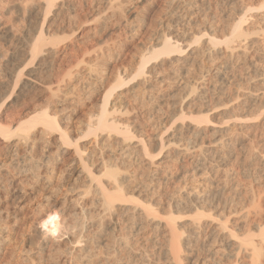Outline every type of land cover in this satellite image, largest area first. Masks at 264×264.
<instances>
[{
    "label": "bare ground",
    "instance_id": "1",
    "mask_svg": "<svg viewBox=\"0 0 264 264\" xmlns=\"http://www.w3.org/2000/svg\"><path fill=\"white\" fill-rule=\"evenodd\" d=\"M28 1L29 0H19V2L16 1L12 7L9 5V7H11L9 8V12L15 13L17 19L24 18L25 20V18H30L27 23H23L24 25L21 24L23 25L22 28L21 26L17 28L14 24H6L9 21L5 23L0 21V67H2L1 70L8 73L10 79V81H6L7 79L5 81H0V90L2 89V91H0V228L4 231L6 230V233L4 232L5 234L0 233V250L7 241L9 242V237L13 230L10 222L12 220L17 222L16 219H18V211L15 206L17 204H15L16 202L12 198L17 184H20L22 188H26L28 185L26 186L25 182L30 181L28 183L30 185L32 182L31 180L35 179V182L39 183L37 181L41 174H45L44 178L50 180L48 178H50L49 176L54 173L56 168L57 162L55 161L62 159L66 151L71 148L75 156L69 161H66L67 159L65 160L62 172H66L68 176L71 175L73 178L75 177L76 183L79 177L81 179L83 177L84 179L86 178L85 181L87 180L89 184L88 186L86 184V186L88 188L93 187V190L95 189L96 193L98 192L96 195L98 196L96 197L98 203H96L97 201L95 202L96 207L93 205L94 203L92 204L95 207L94 210L87 206V204H90V201L88 202V200H90L89 198H93V196L89 197L88 194L90 193L85 192L84 195L87 194L86 197H80L82 195L78 194L80 195L78 198L76 197L73 198V200H69L70 203L66 205L64 204L65 202L63 203L61 201L62 203L59 204L55 199L53 200V194L47 195L46 198L43 199L45 208L43 211L40 210L41 212L35 220L40 228H45L41 231L44 237L48 235L47 237L49 238L50 236L51 241L54 239L53 242H51L52 248L49 247L51 249H48L50 254L49 256L47 255V261H52L49 262L50 264L100 263H97L98 260L95 257L98 254L94 256L96 249L93 254L90 252L88 238L91 237V234L87 236L83 227L73 236H69L67 239L63 237L65 234L69 233V230L77 226L75 223L83 221L82 223L84 224L85 219L88 220L89 212L87 213V210H89V208L92 210H90V215L94 220H96L95 217H107V214L112 215L114 211H120L119 219L123 222L128 221L133 224L132 227L137 229L138 232L142 230L143 224H147L155 230L162 231L164 233L163 235H165L164 240L167 241L168 245V248H165L166 250L163 254L166 260L169 261V264H225L226 262L222 260V256L225 255L229 257V262H227L229 264H264V198L259 202L253 199L255 205L253 210H246V208L240 206L239 209L235 208V213L239 214V217L235 218L233 216L235 218L233 220L227 217L213 218L211 214L212 209H210V212L207 207L209 206V202H211L210 197L216 191V186L215 189L210 187L213 180L209 178L210 176H205V174H203L205 172L202 173L209 159L205 148H208L207 150H211L212 153L219 157H223V155L226 154L225 147L227 148L229 142L234 140L232 136H228L227 138L214 137L208 140L204 138L205 131L208 129V125L203 124V122H207L206 119L208 118L205 112L206 110L204 109L208 103L207 105L205 104L214 96L218 95L220 90L222 93V88L229 79L235 78L236 81L239 82L241 76L239 77V75H237L238 73L235 72V74L231 70L234 69L233 65L236 63L235 61H240V58L246 59L247 61V58L252 52H258L262 54L261 56L263 57L264 53H261V50L264 48V1L259 0L260 4L253 7L257 0H250V2H248V0H232L236 2L237 5L234 10L235 12L232 13L237 21L231 23L230 36L222 41L226 45L224 48L225 50L222 51L216 47L217 43H221L220 40L216 39L214 36H209L208 45H210V47L203 52L209 57L211 66L202 74L199 84L191 87V92L194 93L195 99L201 102L200 113L205 114L200 117H192V122L183 123L179 126L181 143L178 144V147H173L177 151V157L175 158L179 161L178 167L176 166L175 169L172 168V172L170 173L164 171L165 174H162V172L160 174L161 163L156 162L155 168H153V160H150L148 164V169L154 172L152 174L159 175L157 176L158 178L154 176L158 180L157 182L153 177L150 179L151 181H149V183L153 182L158 184L161 182H169V178H172L173 181L171 180L169 183L174 184L178 179L179 181L181 180L180 177L186 176L189 178V172L193 178V182L189 185L187 181L184 180L188 186L185 185L186 187L179 193H177L178 189L176 188L179 182H176L177 184L171 187L173 192H166L168 194L165 197H157L158 194H155L158 190L156 189V191L154 189L156 187L151 188L152 192H150L148 186V193L152 195L149 196L151 198L150 201H148L149 199L147 200L148 203H145L142 199L140 202L138 200L139 198L135 197L136 194L132 192L135 190L134 188L130 190L131 192L128 190L129 188H127V185H129L130 179L133 178H131L133 172L131 174L129 169V172L127 170H124L125 172L123 171V167L125 168L127 162H123L121 156L125 155L128 151L129 153L130 151H134V153L138 155L137 157L147 158L148 156L153 158L154 156L150 152L149 138L146 140L147 137L143 136V133L140 136L134 135L132 125L136 120L129 119L131 123L130 121L127 124L122 123L119 118L120 116L117 115V112H120L118 109L119 107L115 104L112 105L110 102L114 94L113 90L127 83L125 78L119 77L117 84L111 86L109 90L106 91L102 107L99 106V109H101L99 114L94 118L93 113L92 117L94 119L89 120L84 129L79 127L81 130L75 135L70 125L71 122L69 123L71 118L70 112L73 110V107L70 109V103H73V100L71 99L72 101L70 100L71 102H68L69 105L66 106L64 103L65 101L60 97L62 96L60 94L65 93L64 91L66 90L64 88L66 85H63L62 82L64 81V83H66V81L64 78L58 77L56 72L64 67L65 64H67L66 67L72 69V67L76 65L74 64L75 60L77 63H81V59H78L81 58L78 56V51L83 48L82 44L88 39L87 36L89 37L91 30H87L86 27L88 26L89 19H82V12L89 6L88 3L85 2V0H36L32 3ZM147 1L148 0H102L101 3L98 4V12L96 13L94 11L97 17H95V19L99 21L102 19L104 21V17L101 18V16L109 15L108 13L110 11L114 13L119 12L120 15L122 14L127 17L133 13L135 7H132L134 6L132 4H134V2H141L142 5H144ZM174 1L175 0L170 1V6L175 4ZM3 4L5 3L3 2ZM193 5V0H182L177 6L172 7L173 9H177L174 10L175 12L170 11V13L172 12L173 14H170L169 17L173 16V20L168 21L167 27L164 26L163 29L161 28L162 32L157 34L156 37L152 39L151 44L142 52L140 63L137 66L138 71L133 78L143 76L142 79L145 77L147 78V80L145 78V81H143H148L149 78L147 76L151 77L155 74V65L153 63H156L161 57L166 61H171L172 64L174 63L173 66L171 65L172 67L177 66L176 69L174 68L178 72V74L176 73L177 75L183 73V67L188 63L189 58H191V55L184 54L187 48H185L183 44L194 28V26H190L193 24L190 23L192 17H190L189 13ZM1 10H3V8ZM180 18H190L187 21L188 25L186 23V26L178 28L177 22L175 21ZM17 22L16 24L18 25ZM78 22L80 23L78 24ZM9 23L13 22L11 21ZM76 25L79 26L77 27ZM104 25L103 23V26ZM115 27L116 29L112 30L111 28L112 31L110 32L106 31V29L104 33L102 31V34L97 37L98 41L96 43H107L109 42L107 39L111 37L110 35L112 33L118 32V35L121 31L126 30L124 28L125 25L123 27L118 24ZM76 28H78V30ZM79 28L81 30H79ZM78 33L79 37L77 36L76 39L74 38V41L72 40V42H70L71 38L73 39ZM249 36H251L250 39ZM211 45L215 47H211ZM101 51L103 52L102 49ZM100 54L102 53H99L97 57ZM148 64L149 66H147ZM89 66L91 67L93 65ZM75 67L79 68V65ZM70 69L68 71H71ZM90 69H92L90 71L96 70L94 67ZM263 70L264 69H262V76L264 77ZM78 71L80 72L79 69ZM67 73L69 74L67 76L72 75L70 72ZM43 75H45V78L47 76L48 81L46 82L47 79H45V82L43 80V85L40 83L41 89H39V92H35L34 90L38 88L37 85L39 81L42 80L41 76ZM74 75L76 76V74ZM212 78L214 80H212ZM67 84L72 88L74 87L72 82L70 84L68 82ZM238 86H240L239 83ZM257 91L251 90L241 93L239 89H236L234 95L233 93L230 94L232 97L236 96L235 99L242 97L243 101L240 104L247 107L246 109L242 107L243 111L249 108L256 109L255 115L252 117L254 120L242 122L243 125L248 124V128H254V124L258 125V127H264V106H258L261 100L264 99V87ZM33 92L39 93V96L38 94H34V97L30 98V95H32L30 94V99L28 98L26 100L25 96ZM72 92L73 90L70 93ZM2 93L11 94L7 97V95ZM13 95L15 100L24 99L22 103H20V106L17 105L19 108L13 107L10 102L12 101L11 99H13L11 98ZM43 96H46V100H43L45 102L40 104L39 100L42 99ZM87 97H89V95ZM40 101L42 102V100ZM67 101L68 100H66V104ZM16 103L14 105H16ZM68 108L69 112L67 111L66 113L65 110H68ZM258 127L256 132L259 129ZM75 128L76 127H74V129ZM256 134L254 133V137ZM55 135L56 139H54ZM45 143L49 145H54L55 143L57 146L56 155L50 156V154L44 153L45 149H43V152L41 151V146ZM160 145L164 147L162 139H160ZM258 158L264 162L263 154H260ZM129 162L131 161L129 160ZM129 165H127V167ZM249 167L247 166V168ZM158 171L159 173H157ZM194 171L198 175L197 177H195L196 174ZM138 176L139 175H137V177ZM145 177L148 176L145 175ZM33 184L31 185L33 186ZM182 184L184 183L182 182ZM211 186H213V184ZM33 187L31 193L35 195L37 190ZM158 188H160V186H158ZM153 189L156 192L154 194L156 197L153 195ZM86 190L87 189H85V191ZM88 191L90 192V190L86 192ZM137 191L138 189L135 190V192ZM24 193H28L27 190ZM235 196L237 197V195ZM240 196L243 197L242 194ZM212 199L214 198L212 197ZM233 199L236 200L234 197ZM237 201H235L236 204H238ZM91 202H93V200H91ZM248 202L249 201H247V204H249ZM235 203L233 201V204ZM242 203L241 201V204ZM76 208L79 211H76ZM206 208L208 209L207 212H210V215L203 210ZM160 209L166 211L165 213L163 212L164 215L160 213ZM230 213L232 214V211ZM219 215L223 216L221 213ZM77 228L74 229L76 230ZM239 229H241V231L243 229V231L241 232ZM90 230L92 231V229ZM93 230L95 231L96 229ZM73 231L71 235L74 233ZM97 233L99 234V232ZM90 239H92V237ZM44 241L42 242L43 244L46 243H44ZM99 243L100 242H98V244ZM38 244L40 245V241ZM91 244H93V242ZM34 245H36V242H32L29 249H26V246H24L22 250L20 248V250L24 252L22 253V257L25 255V258H23L24 263L49 264L45 260L43 254V247L46 245H42L41 247L38 245L34 247ZM228 247H231L232 251L226 254ZM8 248L9 246L7 250ZM36 248L38 252H36L35 255L32 250ZM77 250L81 252L79 251L80 253H76ZM91 250L94 249L91 248ZM115 252L116 251H114V253ZM117 252L116 255H113V252H111L110 254H112V256L110 255L108 261L104 260V263L101 264H153L148 259L146 260L144 258L145 260H143L141 257H138L140 255L137 253L129 254L127 261H123V259L120 258L122 253L121 255L119 253L120 256H117ZM19 256L21 258V254ZM14 257L16 256L14 255Z\"/></svg>",
    "mask_w": 264,
    "mask_h": 264
},
{
    "label": "rangeland",
    "instance_id": "2",
    "mask_svg": "<svg viewBox=\"0 0 264 264\" xmlns=\"http://www.w3.org/2000/svg\"><path fill=\"white\" fill-rule=\"evenodd\" d=\"M0 1H1L0 7L3 8V10H1L2 8H0L1 22L5 23L7 21L9 22L12 21L13 23L7 22L6 24H14V26L16 25L17 28H20V26L22 28V26L30 20L29 17L25 18L26 21L24 20V18L17 19L15 13L13 14L9 12V8H11L12 5L16 3V1L19 2V0H0ZM34 1L36 0H29L28 2L32 3ZM101 1L102 0H85V2H87L89 6L82 12V19L83 20H87L86 18L89 19L88 26L86 27L87 30L91 29L90 30L91 34L89 33V37L87 36L88 39L83 43L85 46L82 44L83 48H81L78 51L79 53L78 56L81 57L78 59L79 60L81 59L80 60L81 63L78 62L79 63L78 64L77 61L75 60L74 64H76L77 66L79 65V68L75 67L76 66L75 65L72 67V69H70L69 67H66L67 64H65L64 67H62L58 72H56V75H58V77L60 78L62 77L66 81V83H64V81L62 82L63 85L64 84L66 85L65 87L63 86L66 90L63 88L65 90L64 91L65 93H61L60 95L62 96L60 97L63 101H65L64 103L66 106L69 105L68 102H71L73 100V103L72 102L70 103V109L73 107L72 108L73 110L70 112L71 118L69 123L71 122L70 125L72 126L71 128L73 129V133L75 135L78 133L79 130H81L82 128L84 129V127L86 126L89 120L91 119L93 120L95 116L99 114V111H101V109L99 108L102 107L104 94L106 93V91H108L111 86L117 84L118 82L117 80L119 79V77L125 78L127 83L113 90L114 94L111 97L110 102L112 105L115 104L119 107L117 108L119 109L120 112H117V115L120 116L119 118L122 123L127 124L129 121L131 123V120L137 121V123L135 121L136 124L134 123L132 125L134 135L140 136L143 133L142 135L147 137V138L145 137L146 140L149 138L148 142H149L150 152L154 156L153 158L148 156L147 158L137 157L138 155H136L134 151L133 152L130 151V153L128 151L127 153H125V155L121 156L123 162L125 163L127 162L125 168L123 167V171L124 170L128 171L129 169L131 174L133 172V174L135 175L134 176L132 174L133 175L132 176L130 174L131 178L132 177L133 178L130 179L131 180L129 181L130 183L128 182L129 183V185H127V188H129L128 190L129 191L133 190V188L135 190L138 189L137 192H135V190L132 191L136 195L133 193L132 194L135 195L136 198L138 197L139 201L142 199L144 200L145 203H148L147 200L149 199L148 201H150L151 198L149 196H152L149 195L150 193H148L149 188H150L149 189L150 192H152L151 188L156 187L154 189L160 191L158 192L156 190L157 191L156 193L153 189L154 191L153 195L156 193L155 195L158 194L157 197L159 196L165 197L168 194L166 192H170V193L173 192L171 187L173 185H176L178 182L179 185L178 184L176 185V188L178 189V190L176 189L177 193L182 191L186 186H188V184L190 185L193 182V178L189 172L190 175L189 178L182 175L184 179L183 177H180L181 180L179 181L178 179L176 181L177 183L174 182V184L169 183L171 182V180L173 181L172 178H169V182H164V183L161 182L158 184L153 182L149 183V181H151L150 179H152L154 176L158 178L157 176L159 175L152 174L154 172H151L150 169H148L149 167L148 164L150 163V160H153L154 161L153 168H155V164L161 163L160 174L161 172L162 174H165L164 171L170 173L172 172V168L175 169L176 166L178 167L179 161L177 158H175L177 157V151L174 148L178 147V144L181 143V132L179 130V126H181L183 123L192 122L191 119L192 117H200L203 114H205V113L202 114L200 113L201 102L200 100L195 99L196 97L194 96V93L191 92V87L195 86L196 84H199V82L201 81L200 78L202 74L205 71H207L211 66L209 57H207L203 51L210 47V45H208L209 36H214L216 39L220 40L221 43H217L216 47L222 51L225 50L224 48L226 45L222 41L230 36L231 23L237 21V19H235L234 15L232 14L235 12L234 10L236 9L237 5L236 2L232 0H204V2L203 0H193L194 5L193 8L189 11V13H190V17H192L190 23L193 24L190 26H194V28L192 33L187 37V39L184 41L183 44L185 45V48H187L184 54L191 55V58H189L188 63L185 65L186 67L185 66L183 67L184 70L183 73L177 75L178 72L175 70L177 66L172 67L174 63L172 64L171 61H166L161 57L156 61V63L155 62L153 63L155 65L154 76L151 77L147 76L149 79L148 81L144 82L146 77L143 79H142L143 76H137L136 78H133V76L138 71L137 66L140 63V56L142 55V52L145 51L146 47L151 44L152 39L155 38L157 34L162 32L161 30L164 28V26L167 27L168 21L173 20L172 19L173 16L171 17L169 16L170 14L172 15L173 14L172 12H175L174 10L177 9H173L172 7L177 6L178 3H180L182 0H175L174 1L175 4H172V6H170L171 0H148L147 2H145L144 5H142L141 2H134V4H132L134 6L131 5L132 7L136 8L133 9V13L125 17L122 14L120 15L119 12L114 13L110 11L108 13L109 15L101 16V18L104 17L103 19L105 22L102 19H101L102 21L95 19L96 17L95 14L98 12L97 7L99 6L98 4L101 3ZM3 2L5 4H3ZM248 2H250V0H248ZM259 4L260 1L257 0L254 3L253 7L258 6ZM9 5L11 7H9ZM170 11L172 12L170 13ZM4 14H6L8 17ZM183 19L184 18L178 19L179 22L178 20L175 21L177 22L178 28L182 26H186V23L188 25L187 21L190 18L188 19L186 18L184 20ZM16 22L18 23L19 26L16 24ZM102 22L105 24L104 25L105 27L103 26ZM79 23L80 22H78V24ZM118 24L122 25L123 27L125 25L124 28L126 30L121 31V33L118 35H117L118 32H115L114 34L112 33L110 35L111 37L108 38L109 40L107 39V41H109L107 43H102V44L96 43L98 41L97 37L102 34V31L104 33L105 29L106 31L109 32L112 31L113 29L115 30L116 29L115 26ZM76 26L78 27L79 25ZM76 29L78 30V28ZM79 30L81 29L79 28ZM77 36L79 37V33L78 35L73 37V39L71 38L70 42H72V40L74 41L77 38ZM251 36H249V39L251 38ZM211 47H215V46L211 45ZM101 49L103 50V52L101 51ZM263 49L261 50V53L262 52L264 53ZM83 50L84 51L86 50L85 51L86 53ZM99 53L102 54H100L97 57ZM261 55L262 54H259L258 52L256 53L252 52L247 58V61L246 59L243 58H240L241 59L240 61L239 60L235 61L236 63H234L233 68L236 71L234 69L231 70L234 73L235 72L238 73L237 75H239V77L241 76L240 77L241 79L239 78V82H237L235 78L229 79L226 82V84L223 86L222 93L220 90V92H218L219 93L218 95L214 96L205 104L207 105L208 103L206 108H204L206 110L204 111L206 112L208 118L206 119L207 122H203V124L208 125V129L205 131L204 138L208 140L214 137H223V138H227L228 136L234 137V140L229 142L227 148L225 147L226 154L223 155V157L222 156L219 157L218 155L212 153L211 150H207L208 148H205V150L207 151V157H209L210 160L209 159L207 160L206 167L204 168L202 173L205 172L203 174H205V176L207 175V177L210 176L209 178L213 180V182H211L210 184V187L215 189L216 186V191H215L216 193L214 192L210 197L211 202H209V206L211 208L209 206L207 207L209 211L210 209H212L211 211L213 213L211 211L210 212L213 218L227 217L228 219L233 220L239 217V214L235 213L236 209L237 208L239 209V206L246 208V210H253L255 206L253 203L254 202L253 199L256 201L258 200L257 202H259L262 198H264V162L260 160V158H258L260 154L264 155V127L261 126L262 127L261 128L260 126L258 127V125L254 124V128L252 127L248 128L249 127L248 124L243 125L242 122H246V121L250 122L254 120L252 119V117L255 115L256 109L249 108L246 111H243L242 107L244 109H246L247 107L240 104L243 101L242 97L235 99L236 96L232 97L230 95L231 93H233L234 95L236 89H239L241 93H244L246 91H251V90L256 92L257 90H261L264 87V79H263L264 77L262 76V69H264V54L263 57ZM87 63L89 65H93L91 67L92 68L94 67V69L96 70L90 71L92 69H90L91 67ZM149 64L147 66H149ZM68 68L72 72L68 71L69 70ZM1 69L2 67H0V71H1L0 81H5L6 79H7L6 81H10L8 73ZM78 69L80 70L81 73L78 71ZM67 72H70V74L72 73V75L67 76L69 75ZM77 72L80 74H78ZM74 74H76V76ZM69 77L70 78L72 77L71 78L72 80ZM41 78L42 80L40 79L41 81H39V84L37 85L38 88L34 90L35 92H39V89H41L40 83L41 85H43L42 84L43 80L44 82L45 79H47L46 82L48 81V78L47 76L45 78V75L41 76ZM212 80L214 79L212 78ZM68 82L69 84L71 82L73 83L74 89L67 84ZM238 83L240 84V86H238ZM72 90L73 92L70 93ZM0 91H2V89ZM2 94L7 95L8 97L11 93L8 94L2 93ZM34 94L35 95L38 94L39 96V93H34V92L28 93L25 96L26 100L29 98V95L30 98L34 97ZM88 95L89 97H87ZM45 97L46 96H43L42 99H40L42 100V102L39 100L40 104L45 102L43 101L46 100ZM11 98L13 99H11L12 101L10 102L13 105V107L16 108H19L18 106H20V103H22V100H24V99L15 100L14 95ZM66 100H68L67 104H66ZM15 103L16 105H14ZM74 104L76 105V107ZM260 105L264 106V99L261 100V103H259L258 106ZM65 111L66 113L67 111L69 112V108L68 110L66 109ZM92 114L94 115L93 116L94 118L92 117ZM74 127L76 128L74 129ZM79 127L81 129H79ZM257 127L259 129L256 132ZM254 133L255 134L257 133L255 137H254ZM54 139H56V135L54 136ZM160 139L163 140L164 147L160 145ZM47 144L48 143H45L41 146L42 149L41 151L43 152V149H45L44 153H47L48 155L50 154V156L56 155L57 146L55 145V143L54 145L48 144L49 146ZM74 156L75 155L73 149L69 148L66 151V153L63 155L62 159L55 161L57 162L56 168L54 170V173L52 174L53 176L52 175L49 176L50 178L48 179L50 180L44 178L45 174L40 175V178L37 181L39 183H36L35 179L31 180L32 181L31 184L34 183L33 186L37 190L35 195L31 193L33 186L31 184L30 185L28 184L30 181L25 182L26 186L28 185L26 188H22L20 184H17L16 190H14L12 198L15 200L16 202L15 204H17L15 206L18 211L17 213L18 219H16L17 222L14 220L10 222L11 228L13 230L10 234L9 242L7 241L6 242L7 244L5 243L3 245L4 247L0 250V264H11V263L25 264L23 261L25 255L22 257L23 255L22 253L24 252H22L21 250L22 248H24V246H26L25 247L26 249H29L32 242H36V245H34V247H36L37 245L40 247L42 245L44 246L46 245L48 247V248L46 246H45L46 248L43 247V252H44L43 254L45 260L46 261L48 260L47 257L50 254V251L48 249L52 248L51 242H53L54 239H52L51 241L50 236L49 238L47 237L48 235L47 236L45 235L44 237L41 231H43L45 228L42 227L40 228L35 220L36 217L40 214V212L43 211L45 208V206L43 205L44 202L43 199H45L47 195L53 194L52 196L53 200L55 199V201L59 202V204L65 202L64 204L66 205L70 203L69 200H73V198L76 197L78 198L80 196L78 194L82 195L80 197H86L87 194L84 195L85 192V193H90L88 194L89 197L93 196L94 198L95 195L94 199L91 197L89 198L90 200H88V202L90 201L91 205L94 203L93 205L95 206V204L98 203V199L96 198L98 197L96 196L98 192L96 193L95 189L93 190V187L92 188L87 187L89 184L87 183V180L85 181L86 178L84 179L83 177L82 180L79 177L77 179L78 182L76 183L75 177L73 178V176L71 175L68 176L66 172L65 173L62 172L65 160L67 159L66 161H69L73 159ZM129 160L131 162H129ZM127 165L129 166L127 167ZM247 166L248 167L250 166L249 167L250 169L247 168ZM157 173H159V171ZM137 175L139 176L137 177ZM145 175L148 177H145ZM197 176L198 175L196 174L195 177ZM155 177L153 179L157 182L158 180ZM43 179H44V183H43ZM184 180H186L188 184ZM182 182L184 184H182ZM212 184L213 186H211ZM158 186H160V188H158ZM165 188L167 191L165 190ZM85 189L90 190V192L89 191L86 192L87 190L85 191ZM24 190L25 191L27 190L28 193H24L25 192ZM241 194L243 195V197L240 196ZM155 195L154 197H156ZM235 195H237V197ZM212 197L214 199H212ZM233 197L236 198V200L233 199ZM91 200H93V202H91ZM233 201L234 203L235 201H237L238 204L236 203L233 204ZM241 201L244 204L243 203L241 204ZM247 201H249L248 202L249 204H247ZM90 204H87V206L91 207V209L94 210L96 206L94 207L93 205L91 206ZM207 208L203 210H205L206 213L209 214L210 212L209 211L207 212L208 210ZM91 209L89 208V210H87V213L89 212L88 213L89 222L87 219H85L84 224L82 223L83 221L82 222L78 221L77 223H75V225L77 226L74 227V228L77 227L78 228L76 230L74 228L69 230L68 231L69 233L65 234L66 237L65 236L63 237L67 239L69 236H73L83 227V230L86 231L85 234L87 236H90L91 234L92 239H90L91 237L88 238L89 249L92 254L96 249L94 256L98 254L97 256H95L96 259L98 260L97 263L100 262L99 264H101L104 263V260L108 261L110 255L111 256L112 254L116 255V252L118 251L117 256L119 255V253L120 255L122 253V256L120 255L119 256L121 259H123V261L125 260L127 261L129 254L137 253L140 255L138 257H141L143 260L148 259L153 264H158V263L169 264L168 263L169 261L166 260V257L163 254V252L168 248V245H167V241L164 240L165 235H163L164 233L162 231L155 230L153 227L148 226L147 224H143L145 227L142 225L143 226L142 230L138 232L137 229H134L132 227L133 224H131L128 221H126L127 223L123 222L119 219L120 211H114L112 215L107 214V217L106 216L102 218L95 217L96 220H94V218L91 217L90 215ZM76 211L79 210H77L76 208ZM160 211L162 215H164L163 212L164 213L166 212L163 211L162 209H160ZM229 211L230 212L232 211V214ZM218 213L223 214V216L219 215ZM98 222L100 225L98 224ZM90 229H92V231ZM93 229L96 230L94 231ZM239 230L241 231V229ZM72 231L74 233L71 235ZM96 231L99 232V234ZM4 232L6 233V230L5 231L3 229L0 230V233L5 234ZM46 238L48 239V241ZM39 241H40V245L38 244ZM43 241L44 243L45 242L46 243L43 244L42 243ZM92 242L93 244H91ZM98 242L100 243L98 244ZM8 246H9L8 248L9 251L7 250ZM91 248L94 250H91ZM228 248H227L228 251L226 250L227 253L225 252L226 254L232 251L231 247ZM32 251H34L35 255L36 252H38L37 248L33 249ZM79 251L77 250L76 253H78ZM114 251L116 252L114 253ZM111 252L113 253L110 254ZM19 253L21 254V258L19 256L20 255ZM14 255L16 257H14ZM228 258L229 257H227L226 255L222 256V260L226 262L225 264H229L227 263L229 262ZM47 262L49 263L52 261L50 260Z\"/></svg>",
    "mask_w": 264,
    "mask_h": 264
}]
</instances>
